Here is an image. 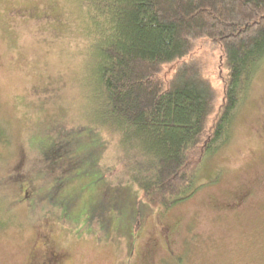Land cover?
I'll list each match as a JSON object with an SVG mask.
<instances>
[{
	"label": "rangeland",
	"instance_id": "rangeland-1",
	"mask_svg": "<svg viewBox=\"0 0 264 264\" xmlns=\"http://www.w3.org/2000/svg\"><path fill=\"white\" fill-rule=\"evenodd\" d=\"M78 6L0 0V264H29L43 233L48 251L58 244L54 222L42 221L53 209L36 188L41 197L58 189L54 198L77 216L75 233L89 236L66 246L67 264H264V61L228 144L203 158L192 196L162 214L142 199L119 137L97 119ZM195 47L221 85V50L206 39ZM54 144L62 148L53 155ZM242 193L241 205L226 206Z\"/></svg>",
	"mask_w": 264,
	"mask_h": 264
},
{
	"label": "trees",
	"instance_id": "trees-1",
	"mask_svg": "<svg viewBox=\"0 0 264 264\" xmlns=\"http://www.w3.org/2000/svg\"><path fill=\"white\" fill-rule=\"evenodd\" d=\"M77 1L97 119L119 137L142 199L164 214L195 192L203 158L228 144L264 61V0ZM198 39L221 50V85L194 56ZM57 193L36 188L74 223Z\"/></svg>",
	"mask_w": 264,
	"mask_h": 264
},
{
	"label": "flooded vegetation",
	"instance_id": "flooded-vegetation-1",
	"mask_svg": "<svg viewBox=\"0 0 264 264\" xmlns=\"http://www.w3.org/2000/svg\"><path fill=\"white\" fill-rule=\"evenodd\" d=\"M246 198H247V194L242 193L241 196H239V198L235 199L234 201L231 202V204H228L226 206L227 207L232 206L233 208H235L241 205ZM19 200H20L19 204L23 203V205H25L26 198L21 197V199ZM42 201L45 202V198L42 199ZM50 204L51 203H49V205ZM53 207H52L54 210L53 217L43 219L42 221H44L45 223L46 220L47 221L50 220L52 224L54 222V224L59 230V233L56 236V241L58 242V244L56 245V248H52L53 250L48 251L47 248H50L51 244L50 241H48L47 239L48 237L46 236V234L43 233L41 234V236L36 237L37 241L32 247L31 256L29 257V264H67V262H65L64 260L65 259L63 255L64 253L62 254L64 249H68L66 248V246L72 240L74 241L76 239L80 240V239L89 238L88 235H86V237H84L83 235H77L73 229L74 227L73 221H71L70 218H66V217L61 218L59 215V211L62 212V209L55 204L53 205ZM172 229L173 227L171 225H168L167 228L164 229L163 239L166 241V246H170L171 240L170 237L165 234V230L171 232ZM43 248L46 250L42 251ZM144 264H147L145 260H144Z\"/></svg>",
	"mask_w": 264,
	"mask_h": 264
}]
</instances>
